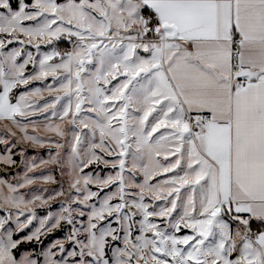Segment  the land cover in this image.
<instances>
[{
  "label": "snow or ice",
  "instance_id": "1",
  "mask_svg": "<svg viewBox=\"0 0 264 264\" xmlns=\"http://www.w3.org/2000/svg\"><path fill=\"white\" fill-rule=\"evenodd\" d=\"M0 264H264V0H0Z\"/></svg>",
  "mask_w": 264,
  "mask_h": 264
}]
</instances>
